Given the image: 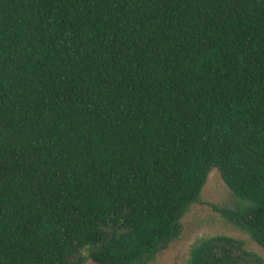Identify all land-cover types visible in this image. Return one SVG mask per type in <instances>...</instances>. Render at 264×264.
<instances>
[{
    "label": "trees",
    "instance_id": "obj_1",
    "mask_svg": "<svg viewBox=\"0 0 264 264\" xmlns=\"http://www.w3.org/2000/svg\"><path fill=\"white\" fill-rule=\"evenodd\" d=\"M213 170L264 251V0H0V264H150Z\"/></svg>",
    "mask_w": 264,
    "mask_h": 264
},
{
    "label": "rangeland",
    "instance_id": "obj_2",
    "mask_svg": "<svg viewBox=\"0 0 264 264\" xmlns=\"http://www.w3.org/2000/svg\"><path fill=\"white\" fill-rule=\"evenodd\" d=\"M236 206L231 192L219 172L213 170L207 180L200 201L182 218L181 234L150 264H187L192 246L202 239L227 236L241 240L245 248L264 260V251L251 238L230 225L223 212ZM87 264H94L88 262Z\"/></svg>",
    "mask_w": 264,
    "mask_h": 264
}]
</instances>
